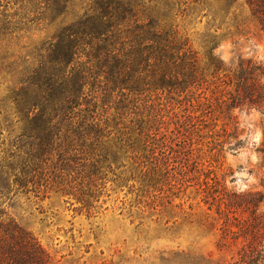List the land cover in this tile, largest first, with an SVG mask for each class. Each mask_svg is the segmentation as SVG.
Masks as SVG:
<instances>
[{
	"label": "trees",
	"instance_id": "obj_1",
	"mask_svg": "<svg viewBox=\"0 0 264 264\" xmlns=\"http://www.w3.org/2000/svg\"><path fill=\"white\" fill-rule=\"evenodd\" d=\"M238 1L20 0L14 34L0 33V44L21 45L22 54L0 66V264L50 263L32 234L4 217L10 192L54 189L88 207L107 173L124 181L163 167L155 142L170 132L172 103L200 97L205 82L178 18L223 21ZM243 1L264 22V0ZM206 36L205 45L218 37Z\"/></svg>",
	"mask_w": 264,
	"mask_h": 264
},
{
	"label": "rangeland",
	"instance_id": "obj_2",
	"mask_svg": "<svg viewBox=\"0 0 264 264\" xmlns=\"http://www.w3.org/2000/svg\"><path fill=\"white\" fill-rule=\"evenodd\" d=\"M19 4L0 0L3 37L14 34ZM234 14L178 18L205 82L200 97L172 103L170 132L155 142L163 167L124 181L107 173L88 207L54 189L2 199L4 217L49 264H264V22L243 0ZM208 34L218 37L205 45ZM10 44H0L6 70L22 56Z\"/></svg>",
	"mask_w": 264,
	"mask_h": 264
}]
</instances>
